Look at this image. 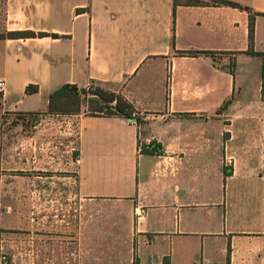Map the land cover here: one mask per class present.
I'll use <instances>...</instances> for the list:
<instances>
[{
    "label": "crops",
    "instance_id": "obj_1",
    "mask_svg": "<svg viewBox=\"0 0 264 264\" xmlns=\"http://www.w3.org/2000/svg\"><path fill=\"white\" fill-rule=\"evenodd\" d=\"M235 1L255 15L251 46L249 13L227 5L0 0V34L34 33L0 36L1 263L13 237L11 199L60 193L79 199V216L75 228L65 219L50 259L264 264L263 58L247 52L264 53V0ZM93 82L120 92L143 128L120 115L72 114L76 158L66 140L65 173L34 172L33 188L20 189L17 171L42 170L44 128L26 136L18 116L45 112L63 84ZM152 143L161 153L141 151ZM46 162L56 170L53 157Z\"/></svg>",
    "mask_w": 264,
    "mask_h": 264
},
{
    "label": "rangeland",
    "instance_id": "obj_2",
    "mask_svg": "<svg viewBox=\"0 0 264 264\" xmlns=\"http://www.w3.org/2000/svg\"><path fill=\"white\" fill-rule=\"evenodd\" d=\"M96 87L103 88L93 82L87 86V89L92 92ZM89 96H91L90 93L84 94V100ZM83 108L85 109V103ZM77 118L79 117L72 116V114H48L46 111L18 116V121L26 128V136L32 134L35 125L39 129L44 128L43 132L38 134L43 155L42 170H33L32 165H27L23 170L17 171L24 180L18 184L20 189L33 188L34 172L38 175L41 174L43 178L49 173H55L57 176L65 173L64 145L66 140L68 145L73 140L74 158H76L79 130ZM143 126L144 123L141 122V129ZM52 157L57 161L56 170L54 167L49 168V162H46V160L50 161ZM73 169L76 180V166ZM68 172L70 171L68 170ZM57 181H59L57 184L60 187L61 182ZM45 183L42 182L43 185ZM16 188H18L17 184ZM75 189L76 181L74 182ZM11 201L15 208L10 213V225L14 230L11 231L13 237H11L12 242L9 248V260L6 263L0 262V264H76V258L74 259L72 256H68L66 260L58 252L57 256L51 255V260L47 254L51 248L59 249V246L56 247L55 244L59 245L62 236L61 227L65 225L66 218L69 225L73 224V227H76L79 216V199L76 196L71 197L69 194L66 196L58 193L45 197L14 198ZM17 204L19 209H17ZM17 227H22L23 230L17 233L18 231L15 230ZM18 236L22 243L20 246L17 244ZM44 247L46 248L44 249ZM41 249L42 251L39 252ZM0 253L2 252L0 251Z\"/></svg>",
    "mask_w": 264,
    "mask_h": 264
},
{
    "label": "trees",
    "instance_id": "obj_3",
    "mask_svg": "<svg viewBox=\"0 0 264 264\" xmlns=\"http://www.w3.org/2000/svg\"><path fill=\"white\" fill-rule=\"evenodd\" d=\"M174 7L177 4H195V5H227L232 7H237L239 9L247 10L249 13V44L252 45L253 41V29H254V13L251 7L244 5L235 0H173ZM34 33L31 31H8L6 33H1L0 36L7 37H24L33 36ZM43 35V33H40ZM52 36H57V34H51ZM250 54H258L263 58L262 73L264 74V53L255 52L250 47L247 50ZM199 51H182L181 54L196 55ZM232 72V70H230ZM37 90L36 85H28L26 87L27 92H35ZM90 93L91 96L87 97L85 100L83 98L84 94ZM230 102L228 99L223 106H226ZM85 103V109L83 104ZM81 111L89 115H120L126 118H134L137 124L144 120L139 116L133 115L135 110L133 105L127 101L120 92H114L111 90L96 87L92 92H89L87 87H78L75 84H63L53 90L48 97L47 113L50 114H78ZM154 144L153 148L146 146L141 147L142 152L151 153H161L160 145ZM136 264V262H135Z\"/></svg>",
    "mask_w": 264,
    "mask_h": 264
},
{
    "label": "built area",
    "instance_id": "obj_4",
    "mask_svg": "<svg viewBox=\"0 0 264 264\" xmlns=\"http://www.w3.org/2000/svg\"><path fill=\"white\" fill-rule=\"evenodd\" d=\"M4 85H5L4 81L0 80V92L3 91Z\"/></svg>",
    "mask_w": 264,
    "mask_h": 264
}]
</instances>
